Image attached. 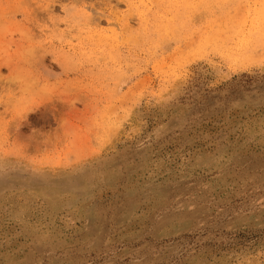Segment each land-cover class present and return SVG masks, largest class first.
I'll list each match as a JSON object with an SVG mask.
<instances>
[{
	"label": "rangeland",
	"instance_id": "obj_1",
	"mask_svg": "<svg viewBox=\"0 0 264 264\" xmlns=\"http://www.w3.org/2000/svg\"><path fill=\"white\" fill-rule=\"evenodd\" d=\"M0 264H264V0H0Z\"/></svg>",
	"mask_w": 264,
	"mask_h": 264
},
{
	"label": "bare ground",
	"instance_id": "obj_2",
	"mask_svg": "<svg viewBox=\"0 0 264 264\" xmlns=\"http://www.w3.org/2000/svg\"><path fill=\"white\" fill-rule=\"evenodd\" d=\"M24 52V51H23ZM5 61H6V59H5ZM8 63V62H7ZM21 125V124H20ZM20 127V126H19Z\"/></svg>",
	"mask_w": 264,
	"mask_h": 264
}]
</instances>
